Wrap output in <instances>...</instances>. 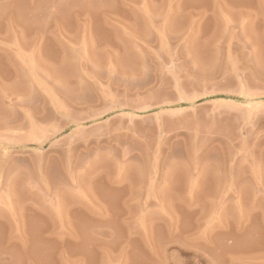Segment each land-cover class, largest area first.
<instances>
[{"label":"rangeland","instance_id":"1","mask_svg":"<svg viewBox=\"0 0 264 264\" xmlns=\"http://www.w3.org/2000/svg\"><path fill=\"white\" fill-rule=\"evenodd\" d=\"M0 264H264V0H0Z\"/></svg>","mask_w":264,"mask_h":264}]
</instances>
